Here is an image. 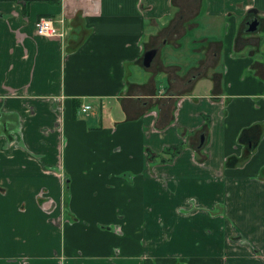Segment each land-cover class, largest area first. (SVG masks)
I'll return each mask as SVG.
<instances>
[{
	"label": "crops",
	"instance_id": "crops-1",
	"mask_svg": "<svg viewBox=\"0 0 264 264\" xmlns=\"http://www.w3.org/2000/svg\"><path fill=\"white\" fill-rule=\"evenodd\" d=\"M254 18L264 0H0V264H264Z\"/></svg>",
	"mask_w": 264,
	"mask_h": 264
},
{
	"label": "built area",
	"instance_id": "built-area-1",
	"mask_svg": "<svg viewBox=\"0 0 264 264\" xmlns=\"http://www.w3.org/2000/svg\"><path fill=\"white\" fill-rule=\"evenodd\" d=\"M35 31L41 35H53L56 33V28L54 26V20L51 16L47 14H41L35 21ZM90 107V104H85L84 109Z\"/></svg>",
	"mask_w": 264,
	"mask_h": 264
},
{
	"label": "trees",
	"instance_id": "trees-1",
	"mask_svg": "<svg viewBox=\"0 0 264 264\" xmlns=\"http://www.w3.org/2000/svg\"><path fill=\"white\" fill-rule=\"evenodd\" d=\"M183 144H171L163 148L161 152L159 151H149V157L154 162H163L174 159V157L179 154L182 150Z\"/></svg>",
	"mask_w": 264,
	"mask_h": 264
},
{
	"label": "rangeland",
	"instance_id": "rangeland-1",
	"mask_svg": "<svg viewBox=\"0 0 264 264\" xmlns=\"http://www.w3.org/2000/svg\"><path fill=\"white\" fill-rule=\"evenodd\" d=\"M241 25H242V23H240L239 31L241 30ZM247 28H248V25H247ZM227 32H228V26L223 28V31H222V34H223L222 37L223 38L227 37V36H225ZM234 33L236 34V30L234 31ZM241 34L245 35L246 37L254 36V35L261 37V39H262L261 48L263 47V43H264V27L262 26V24H260L259 27L256 30H253V31H250L248 29L241 30ZM226 44H227V41H226ZM254 47H255V45H252L251 43L248 42V44H246L245 47L242 50L238 49L237 56L240 55V54L244 55V54L248 53V51L250 49H253Z\"/></svg>",
	"mask_w": 264,
	"mask_h": 264
},
{
	"label": "water",
	"instance_id": "water-1",
	"mask_svg": "<svg viewBox=\"0 0 264 264\" xmlns=\"http://www.w3.org/2000/svg\"><path fill=\"white\" fill-rule=\"evenodd\" d=\"M259 24V20L257 18H254L253 20L249 21L248 23V29L249 30H255L257 28ZM159 47H152L149 48L148 50L145 51L144 53V59H143V63L147 66H149L154 58V56L156 55L157 51H158ZM205 136H202V142L204 141Z\"/></svg>",
	"mask_w": 264,
	"mask_h": 264
}]
</instances>
